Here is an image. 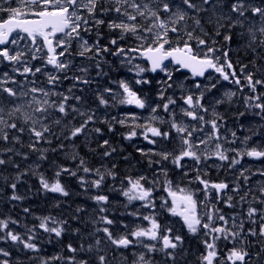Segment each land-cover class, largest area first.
<instances>
[{"label": "snow or ice", "instance_id": "1", "mask_svg": "<svg viewBox=\"0 0 264 264\" xmlns=\"http://www.w3.org/2000/svg\"><path fill=\"white\" fill-rule=\"evenodd\" d=\"M262 133L264 0H0V264H264Z\"/></svg>", "mask_w": 264, "mask_h": 264}, {"label": "trees", "instance_id": "2", "mask_svg": "<svg viewBox=\"0 0 264 264\" xmlns=\"http://www.w3.org/2000/svg\"><path fill=\"white\" fill-rule=\"evenodd\" d=\"M118 139H119V137H117V140ZM79 150L81 151L82 154H85L88 157H91V155H92L88 151V148L85 147L83 144H80ZM129 151H131V149H129ZM60 160H61V162H63L62 157L60 158ZM92 162L95 163L96 159L93 158ZM118 163L120 164L121 168H126V169L128 168V165L124 161H118ZM29 183L33 185V193H35V191H36L35 179L33 178L32 180L29 181ZM70 187L72 188L73 191H78V187L76 186L74 181L70 183ZM60 199H65V198H60ZM67 199H68V203L72 204L73 207L75 206L73 201L75 203H80V204L90 203V202L85 201V198L83 195L72 197V198H67ZM24 203L26 206H30L32 208V211L36 215L48 214L49 212L60 213V211H61L59 209H53L52 208V201L50 199V194H49V196H45V195L39 194V193L34 194V195H32L31 199L26 200ZM62 208H64L65 211L61 214L67 215V205H62ZM0 212L11 213L12 215H16V213L19 212V209L13 210L10 208V206L8 204L5 203V204H0ZM53 251H54V249L51 246H47V245L45 246V252L46 253H52ZM20 259L23 261V264H31V262L28 261L27 258L23 254L20 255Z\"/></svg>", "mask_w": 264, "mask_h": 264}, {"label": "flooded vegetation", "instance_id": "3", "mask_svg": "<svg viewBox=\"0 0 264 264\" xmlns=\"http://www.w3.org/2000/svg\"><path fill=\"white\" fill-rule=\"evenodd\" d=\"M235 47H236V45H233L234 49H235ZM230 55L232 56V58L234 60L240 59V60H242L244 62H246L248 60V56H247L246 53L243 52V50H240L238 52L234 51ZM226 87H231V86L226 85ZM223 107H227V111L225 112V115H226V118L228 120V127L232 128L234 126V124L239 122V121H237L236 123H234V119H233V116H232V114L237 111V107L236 106H232V107L222 106V110L224 109ZM241 110H242V106H241ZM242 120L244 122H247V123H257V122H259V119L257 117H253L251 115L242 118Z\"/></svg>", "mask_w": 264, "mask_h": 264}, {"label": "rangeland", "instance_id": "4", "mask_svg": "<svg viewBox=\"0 0 264 264\" xmlns=\"http://www.w3.org/2000/svg\"><path fill=\"white\" fill-rule=\"evenodd\" d=\"M122 75L126 76L127 73H123ZM117 111H136L135 109H127V108H124V109H121V108H116ZM111 112L114 111V109L110 110ZM238 127V125H236L235 128H233V130H235L236 128ZM248 127H255L258 131L260 129V124H256V123H245V129L247 130ZM239 134V133H238ZM255 141L257 144H262L264 143V133H262L260 136L258 137H254ZM215 174H217L216 172H214ZM215 177H217L216 175H211V178L212 179H215Z\"/></svg>", "mask_w": 264, "mask_h": 264}]
</instances>
